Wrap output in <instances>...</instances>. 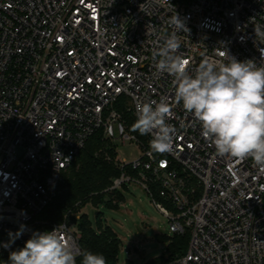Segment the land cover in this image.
Returning <instances> with one entry per match:
<instances>
[{"label": "built area", "instance_id": "1", "mask_svg": "<svg viewBox=\"0 0 264 264\" xmlns=\"http://www.w3.org/2000/svg\"><path fill=\"white\" fill-rule=\"evenodd\" d=\"M175 14L183 31L170 23ZM255 29L264 32V0H0V264L34 232L58 226L81 264L80 216L51 223L43 212L99 130L143 150L116 158L121 172L108 190L141 184L171 232L190 234L186 253L154 264H264V171L216 152L152 56L176 32L190 72L205 59L223 62V50L264 66ZM122 97L136 119L138 101L166 100L171 153H153L151 134L144 141L128 131Z\"/></svg>", "mask_w": 264, "mask_h": 264}, {"label": "clouds", "instance_id": "2", "mask_svg": "<svg viewBox=\"0 0 264 264\" xmlns=\"http://www.w3.org/2000/svg\"><path fill=\"white\" fill-rule=\"evenodd\" d=\"M170 23L183 31L184 22L175 14ZM256 35L264 32L255 29ZM181 47L176 32L152 54L155 67L170 74L175 85V102L199 121L202 135L220 156L238 160L251 158L264 171V66L254 60L238 61L223 50V62L203 60L194 72L189 60L178 55ZM157 58H159L157 60ZM137 119L131 125L141 136L152 135L150 149L164 154L173 151L176 129L166 122L171 107L159 102H137ZM76 253L60 226L34 232L23 248L9 255L10 264H76ZM81 264H107L102 254L83 251Z\"/></svg>", "mask_w": 264, "mask_h": 264}, {"label": "trees", "instance_id": "3", "mask_svg": "<svg viewBox=\"0 0 264 264\" xmlns=\"http://www.w3.org/2000/svg\"><path fill=\"white\" fill-rule=\"evenodd\" d=\"M116 107L126 120L128 131L145 141V135L141 136L138 131L133 132L131 130V125L136 118L128 111L124 97L120 99ZM116 158L115 144L111 142V139L105 138L102 130L97 131L88 139L75 161L63 172L54 201L47 206L43 216L51 223H59L70 211V220L74 221L75 217L71 213L75 214L81 211L82 206L89 200L95 204L105 202L110 207H118L120 203L125 201V197L119 189L108 190L113 178L119 176L121 172L116 164ZM127 171L137 175V172L131 168H128ZM123 187L128 188L127 185ZM153 191L160 200L159 190L156 186H153ZM167 205L169 204L167 203ZM102 215V212H97L96 217L101 220ZM78 224L82 233L81 245L83 250L104 255L107 264H117L120 241L114 231L109 227L100 228L99 231L94 230L86 215L80 216ZM189 240L190 234L188 232L184 235L175 234L169 243L167 257H161L151 264L186 253Z\"/></svg>", "mask_w": 264, "mask_h": 264}, {"label": "rangeland", "instance_id": "4", "mask_svg": "<svg viewBox=\"0 0 264 264\" xmlns=\"http://www.w3.org/2000/svg\"><path fill=\"white\" fill-rule=\"evenodd\" d=\"M111 142L115 144L116 157L120 160L133 161L143 154L136 141L124 143L117 138ZM127 187L119 189L125 201L118 207H110L105 202L95 204L89 200L74 217L86 215L96 231L106 227L114 231L120 241L117 264H151L167 257L169 243L175 234L170 230L168 217L141 184L133 182ZM97 212L103 213L101 220L96 217ZM74 228L81 232L78 223Z\"/></svg>", "mask_w": 264, "mask_h": 264}, {"label": "water", "instance_id": "5", "mask_svg": "<svg viewBox=\"0 0 264 264\" xmlns=\"http://www.w3.org/2000/svg\"><path fill=\"white\" fill-rule=\"evenodd\" d=\"M109 264H115V263H109Z\"/></svg>", "mask_w": 264, "mask_h": 264}]
</instances>
